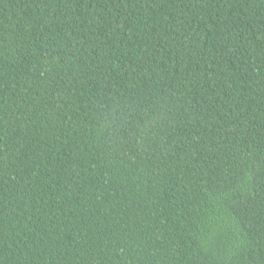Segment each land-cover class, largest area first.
<instances>
[{"label": "trees", "instance_id": "1", "mask_svg": "<svg viewBox=\"0 0 264 264\" xmlns=\"http://www.w3.org/2000/svg\"><path fill=\"white\" fill-rule=\"evenodd\" d=\"M0 264H264V0H0Z\"/></svg>", "mask_w": 264, "mask_h": 264}]
</instances>
